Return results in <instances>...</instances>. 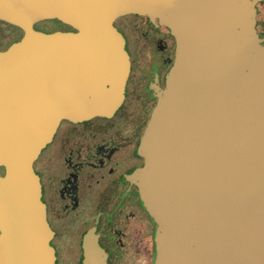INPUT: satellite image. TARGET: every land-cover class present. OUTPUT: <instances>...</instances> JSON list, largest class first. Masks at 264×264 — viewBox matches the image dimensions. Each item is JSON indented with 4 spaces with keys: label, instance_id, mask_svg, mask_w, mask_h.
Wrapping results in <instances>:
<instances>
[{
    "label": "water",
    "instance_id": "water-1",
    "mask_svg": "<svg viewBox=\"0 0 264 264\" xmlns=\"http://www.w3.org/2000/svg\"><path fill=\"white\" fill-rule=\"evenodd\" d=\"M131 15L175 39L128 176L156 224L152 264H264V0H0L18 31L0 49V264H54L34 165L63 121L121 105ZM82 250L106 264L91 233Z\"/></svg>",
    "mask_w": 264,
    "mask_h": 264
},
{
    "label": "flooded vegetation",
    "instance_id": "flooded-vegetation-1",
    "mask_svg": "<svg viewBox=\"0 0 264 264\" xmlns=\"http://www.w3.org/2000/svg\"><path fill=\"white\" fill-rule=\"evenodd\" d=\"M256 28L263 36L264 16H257ZM120 30L130 60L121 105L109 117L63 121L34 165L54 232V264H83L87 233L106 264L153 262L156 224L128 176L140 163V137L173 62L175 39L142 15L123 18ZM17 35L0 22V49Z\"/></svg>",
    "mask_w": 264,
    "mask_h": 264
}]
</instances>
